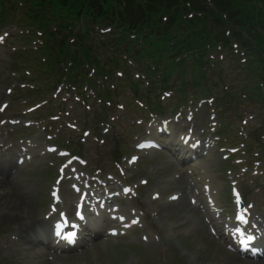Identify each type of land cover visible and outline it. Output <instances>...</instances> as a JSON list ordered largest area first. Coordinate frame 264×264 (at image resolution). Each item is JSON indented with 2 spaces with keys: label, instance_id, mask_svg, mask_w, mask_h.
<instances>
[{
  "label": "rangeland",
  "instance_id": "1",
  "mask_svg": "<svg viewBox=\"0 0 264 264\" xmlns=\"http://www.w3.org/2000/svg\"><path fill=\"white\" fill-rule=\"evenodd\" d=\"M34 5L26 0H0V14L4 15V19L0 17V172H5V176L0 174V192L5 193L0 209V264L264 261V256L239 253L228 242L235 239L226 230L238 212L236 197L240 194L246 200L247 212H243L249 220L241 227L253 235L264 231L259 218V213H264V128L257 129L258 123L264 125V107L259 101L254 98L253 103L244 105L255 119L241 124L243 132L237 121L231 125L234 119L229 113L220 135L219 110L212 101L201 105L188 102L184 108L177 89H173L182 87L179 92L190 93L191 86L186 82L180 86L177 74L172 80L170 77L167 87L172 89L165 92L167 80L158 75L165 71L169 59L177 63L181 55L145 42H122L115 35L107 38L105 31L98 29L80 41L84 33H76L77 24L73 28L69 23L70 8L59 6L57 10L53 4L36 10ZM259 33L264 39V28ZM57 43L60 47L53 53L51 46ZM61 46L83 66V60L89 59V71L84 70L88 88L83 83L78 85L79 91H70L67 85L58 89L60 73L47 72L53 58H61ZM226 51L212 54L218 57L217 71L223 72L221 87L213 89L214 94L218 96L226 87L239 97L246 88L254 90L262 83L264 63L260 57L240 74L242 59L232 63L225 58ZM259 54L262 57L264 53ZM148 64L156 68L153 79L144 73ZM67 73L73 81L74 71L70 69L64 76ZM209 75L216 77L213 72ZM186 76L196 80L195 74ZM81 92L85 95L80 97ZM193 98L188 95V99ZM158 102L160 115L152 116ZM238 108L245 113L244 107ZM154 121L165 132L152 130ZM170 125L173 135L167 131ZM213 131L224 139L225 147L237 148L233 156L223 160L226 152L218 148ZM189 132L187 140L195 133L198 144L202 135L205 140L212 139L210 156L195 163L191 162L196 159L184 161L179 134ZM149 140L152 149H142L141 143ZM49 147L56 150L49 152ZM202 177L214 185L215 210L205 208L209 196L197 187L202 189ZM127 187L131 193L125 192ZM10 193L22 197L18 211L12 208ZM55 194L62 199L59 205L54 204ZM95 200L99 207H95ZM80 202L92 216H86L89 231L76 246L54 250L50 249L54 244L46 247L32 240H14L15 222H25L33 212L35 226L55 214L49 227L51 235L62 218L77 223ZM53 206L57 213H52ZM22 213L28 214L24 220L16 217Z\"/></svg>",
  "mask_w": 264,
  "mask_h": 264
},
{
  "label": "trees",
  "instance_id": "2",
  "mask_svg": "<svg viewBox=\"0 0 264 264\" xmlns=\"http://www.w3.org/2000/svg\"><path fill=\"white\" fill-rule=\"evenodd\" d=\"M26 1L33 2L36 10L53 4L57 10L59 6L70 8L67 17L72 27H88L89 33L96 26L105 27L110 29L109 36L117 34L122 42H145L181 55L177 63L169 59L162 72L166 75L187 67L188 62L192 68L205 65L203 56L221 44L230 48L236 42L248 51L264 53L263 34L259 33L264 28L263 0ZM258 56L264 63V54ZM145 72L153 74L156 68L148 64Z\"/></svg>",
  "mask_w": 264,
  "mask_h": 264
},
{
  "label": "bare ground",
  "instance_id": "3",
  "mask_svg": "<svg viewBox=\"0 0 264 264\" xmlns=\"http://www.w3.org/2000/svg\"><path fill=\"white\" fill-rule=\"evenodd\" d=\"M155 126H153V129H155ZM187 146L194 153H198L199 152L204 157H205V154L208 155L209 145H207V144H202L201 146H197L196 148H194L190 144H188ZM26 150H27V148H26ZM19 155H20L19 158L23 159V157H22L23 154L19 153ZM19 158H18V160H19ZM0 174L2 176H5V172H3V171H1ZM81 180H83V179L82 178H78L77 179V181H81ZM202 180L205 181L204 182V185L206 187L205 190L208 192V196H209V199L207 200V202L212 203L213 202V198L211 197L210 193H211L214 185L210 181L206 180L205 178H202ZM10 194H11L10 197H11V200H12V208L15 207V209L18 211V209L20 208L21 203H22V200H21L22 197L20 195L16 194V193H10ZM83 194H85V192H83ZM4 195H5L4 192H0V209H2V205H3L2 202H1V200H2L1 196H4ZM57 204H59V203H57ZM94 205H95V207H99V203L96 202V200H95ZM209 205H211V204H209ZM210 207L211 206H209L208 208H210ZM205 208H207V206H205ZM56 212H57V210H55V213ZM84 213H85L86 216H88V219L91 218L92 214L89 213V210H85ZM54 215L55 214H52L51 216H48L46 222H42V223L38 222L37 225L35 226L34 223H33L34 220H35V213L34 212L30 213L29 218H26V217H28L27 213H25V214L22 213L20 215L17 214L16 217L21 216L23 218V220L25 218H26V220L23 223L15 222V224H16V233H15L16 236H15L14 240L16 242H23V240H27V241H31L32 240L31 241L32 243L39 244L40 246H46V247H50L51 244H54L52 247H50V249L53 248L54 250H59V249H63V248L67 249L68 247L64 243H62L61 241L53 238V236L51 235V232H49V227L52 225V221H53ZM96 217H92V219L96 218ZM260 220H261V222L264 223V214H262V213L260 214ZM85 221L83 223H81L80 225H78V227L80 229L79 236L81 238L85 234H87L88 231H89V230H85V227H86V222ZM60 222L62 223V225H65V226L71 225L67 220H65L63 218L61 219ZM60 222H58V223H60ZM232 224H233V222H232ZM71 230L73 231V226H72ZM228 230L230 232V227H229ZM233 236H234V231L232 233V238H233ZM39 239H41V240H39ZM232 246L235 248V246L233 244H232ZM33 251L34 250L31 249V252H33ZM34 255H36V253ZM245 264H264V261H259V262H254L253 261V262H248V263L246 262Z\"/></svg>",
  "mask_w": 264,
  "mask_h": 264
},
{
  "label": "snow or ice",
  "instance_id": "4",
  "mask_svg": "<svg viewBox=\"0 0 264 264\" xmlns=\"http://www.w3.org/2000/svg\"><path fill=\"white\" fill-rule=\"evenodd\" d=\"M239 202H240V200H239V196H238V203H239ZM244 212L246 213V212H247V209H245ZM237 218H238L242 223H245V224L247 223V219H246L245 214H240V215H238ZM248 239L251 240V239H253V237L249 236Z\"/></svg>",
  "mask_w": 264,
  "mask_h": 264
}]
</instances>
